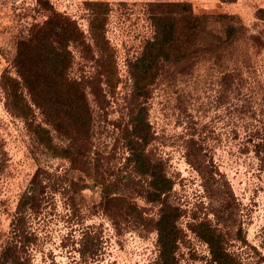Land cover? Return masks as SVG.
I'll return each mask as SVG.
<instances>
[{"label": "trees", "instance_id": "16d2710c", "mask_svg": "<svg viewBox=\"0 0 264 264\" xmlns=\"http://www.w3.org/2000/svg\"><path fill=\"white\" fill-rule=\"evenodd\" d=\"M36 5L43 19L8 41L15 73L6 71L0 78L6 109L23 120L40 150L68 159L80 180L90 177L100 187L103 209L114 223L123 221L156 231L160 264H183L178 257L184 237L183 208L172 200L174 182L164 160L148 149L156 136L148 103L161 80L192 75L203 65L217 72L226 92L242 89L264 45L263 35L251 31L233 13H196L184 0L147 2L151 33L140 51L126 58L129 88L122 95L126 118L111 120L120 130L126 153L116 166L111 164V151L101 149L95 140L96 114L107 119L122 82L116 51L107 36L111 4L86 2L88 31L52 0H36ZM257 15L264 21V7L257 9ZM75 51L83 63L78 74L72 72L77 63ZM261 97L264 106V93ZM256 133L262 135L254 146L259 153L264 145V119ZM199 135L195 131L186 139V158L199 172L208 207L218 221L195 216L187 226L207 244L213 263L239 264L227 248V228L236 217V207L224 174ZM77 185V180L70 181L71 187ZM45 190L37 170L19 196L9 230L0 233V264H32L28 247L34 234L28 226L29 214L38 210ZM137 196L158 206L156 217L146 214ZM100 238L90 230L83 232L78 264H88L98 253Z\"/></svg>", "mask_w": 264, "mask_h": 264}, {"label": "rangeland", "instance_id": "374dc122", "mask_svg": "<svg viewBox=\"0 0 264 264\" xmlns=\"http://www.w3.org/2000/svg\"><path fill=\"white\" fill-rule=\"evenodd\" d=\"M87 1L90 0H52L88 31ZM106 1L112 8L107 36L116 51L122 82L107 119L96 114L95 140L101 149L111 151V164L119 166L126 153L120 130L111 120L126 118L122 95L129 88L127 55L137 54L151 33L146 3L178 0ZM184 1H189L196 13L236 14L251 31L264 37V21L257 15L264 0ZM42 19L36 0H0V78L6 71L15 73L8 41ZM75 53L77 63L72 72L78 74L83 63ZM246 76L248 82L242 89L226 92L219 85L217 72L203 65L192 75L175 81L161 80L148 103L156 135L148 149L164 160L174 182L172 200L183 208L180 225L184 237L178 249L183 264H215L207 244L187 226L195 216L218 221L208 207L209 198L199 172L186 158L185 141L195 131L218 171L224 174L236 207V217L227 228V248L239 264H264V145L259 153L254 147L262 136L256 128L260 129L264 119V45ZM37 115L40 119L38 112ZM0 151V160H4L0 168V233L9 230L19 196L37 170L46 184L38 210L29 214L28 226L34 234L28 247L32 264H78L81 237L87 230L100 235L102 242L88 264H160L156 231L123 221L114 223L103 209L100 187L90 177L80 180L68 159L51 156L36 146L23 120L6 109L1 85ZM71 180H77L78 185L71 187ZM85 184L88 187L80 189ZM135 200L148 216H157V205L140 196Z\"/></svg>", "mask_w": 264, "mask_h": 264}]
</instances>
